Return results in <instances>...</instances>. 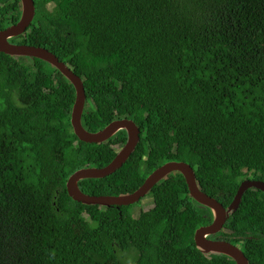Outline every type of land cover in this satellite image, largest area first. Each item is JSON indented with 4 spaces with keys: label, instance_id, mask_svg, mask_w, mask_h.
Here are the masks:
<instances>
[{
    "label": "trees",
    "instance_id": "obj_1",
    "mask_svg": "<svg viewBox=\"0 0 264 264\" xmlns=\"http://www.w3.org/2000/svg\"><path fill=\"white\" fill-rule=\"evenodd\" d=\"M33 1V20L10 41L47 48L81 77L85 129L123 117L140 129L122 166L79 180L80 190L131 192L170 160L190 163L224 206L244 178L264 181V0ZM20 14V0H0V29ZM74 99L51 64L0 52V264H235L195 246L212 214L179 172L137 212L141 199L105 207L68 195L71 173L106 165L126 140L124 129L79 140ZM210 237L264 264V193L247 189Z\"/></svg>",
    "mask_w": 264,
    "mask_h": 264
},
{
    "label": "water",
    "instance_id": "obj_2",
    "mask_svg": "<svg viewBox=\"0 0 264 264\" xmlns=\"http://www.w3.org/2000/svg\"><path fill=\"white\" fill-rule=\"evenodd\" d=\"M21 14L19 19L7 27L0 29V52L11 56H28L46 61L63 74L75 89V99L71 109L70 122L73 133L81 141L88 143H101L114 135L118 130L124 129L126 140L115 156L102 167H82L71 173L65 183L68 195L75 201L86 205L121 206L131 205L144 197L151 188L172 172H179L185 179L188 193L199 205L206 207L212 214V220L206 225L195 229L193 239L195 246L204 254H223L232 259L235 264H249L241 248L230 241L211 238L219 232L229 216L235 211L241 201L243 193L249 188H255L264 193V181L261 179H243L227 206H224L217 198L202 191L196 181L193 167L186 161L170 160L156 167L133 191L118 195L102 194L91 195L84 193L78 186V181L85 178L105 177L120 168L135 149L140 139V129L135 122L127 117L110 121L104 127L89 131L81 123V115L85 104V90L81 77L76 75L54 53L42 46H34L25 43L11 42L10 39L24 33L33 20L35 7L33 0H20Z\"/></svg>",
    "mask_w": 264,
    "mask_h": 264
},
{
    "label": "rangeland",
    "instance_id": "obj_3",
    "mask_svg": "<svg viewBox=\"0 0 264 264\" xmlns=\"http://www.w3.org/2000/svg\"><path fill=\"white\" fill-rule=\"evenodd\" d=\"M84 106H85V104H84ZM151 205H152L151 198L150 197L147 198L145 196V197L141 198L139 203H137L132 209L134 210V212H137V210H139V207H140V209H148L149 207H151Z\"/></svg>",
    "mask_w": 264,
    "mask_h": 264
},
{
    "label": "flooded vegetation",
    "instance_id": "obj_4",
    "mask_svg": "<svg viewBox=\"0 0 264 264\" xmlns=\"http://www.w3.org/2000/svg\"><path fill=\"white\" fill-rule=\"evenodd\" d=\"M246 178H251V176H248V177H246ZM246 178H244V179H246ZM251 179H253V178H251ZM241 181H242V180H241ZM241 181H240V182H241ZM145 196H146V195H145ZM145 196H144V197H145ZM146 197L148 198L149 196H146ZM142 198H143V197H142ZM209 237H210V236H209ZM218 239H219V238H218Z\"/></svg>",
    "mask_w": 264,
    "mask_h": 264
}]
</instances>
